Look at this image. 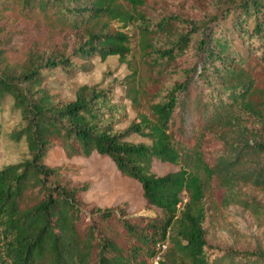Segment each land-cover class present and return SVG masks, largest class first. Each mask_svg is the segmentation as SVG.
Segmentation results:
<instances>
[{"label": "trees", "instance_id": "1", "mask_svg": "<svg viewBox=\"0 0 264 264\" xmlns=\"http://www.w3.org/2000/svg\"><path fill=\"white\" fill-rule=\"evenodd\" d=\"M110 55L131 72L106 87L85 83L67 99L48 82ZM118 83L150 110L123 129ZM6 95L22 115L12 137L31 156L0 168V264H149L166 240L159 264H264L262 246L213 256L206 227L219 192L222 205L264 213L246 190L264 191V0H0V100ZM192 103L206 122L189 137ZM55 146L110 156L162 214L86 201L89 181L46 162ZM154 159L179 169L158 174Z\"/></svg>", "mask_w": 264, "mask_h": 264}, {"label": "rangeland", "instance_id": "2", "mask_svg": "<svg viewBox=\"0 0 264 264\" xmlns=\"http://www.w3.org/2000/svg\"><path fill=\"white\" fill-rule=\"evenodd\" d=\"M34 28L33 24L28 25ZM133 35V43L138 42V28L136 24L129 26ZM19 35L15 42L19 41ZM24 45V37L20 46ZM93 67L84 71H67L59 69L57 73L48 79L50 86L55 93L62 95L67 99H74L78 88L85 84H95L100 87H106L111 82L122 80L131 70L126 63L119 60L118 55H110L105 60L99 57L94 58ZM145 74V73H144ZM145 80V79H144ZM143 80V81H144ZM147 90H150V82L147 73ZM125 85L118 83L116 85V100L127 103V108L122 114V120L119 122V128L127 127L133 120L137 119L139 111H147L148 101L141 99V105L135 106L127 95ZM193 101V99H190ZM189 114L185 125L189 137H194L206 122L200 111L196 110L193 103L189 107ZM0 168L6 164L23 161L31 156L25 139L17 141L12 137V133L21 126L22 115L19 110L13 107V98L6 95L0 100ZM196 126L195 132L193 128ZM131 140L139 142L145 140L138 134H132ZM46 162L52 166H68L72 169L70 172L72 178L78 181H89V188L83 193L88 202H95L100 206H118L126 205L129 213H139L148 215H161L159 207L147 206L141 183L130 176L122 173L116 166L113 159L104 154L94 152L90 156L74 155L68 156L61 146L52 148L46 158ZM179 169V165L154 159L152 170L158 174H164ZM250 193L255 194L258 199L264 203V191L246 187ZM223 193H216L212 198L209 197V214L206 220L207 227V249L210 254L217 256L223 252L225 247L234 249H253L258 246L264 247V213L260 218L251 210L244 208L239 204L222 205L220 199ZM162 253V258L170 246ZM153 256L149 258V264Z\"/></svg>", "mask_w": 264, "mask_h": 264}, {"label": "built area", "instance_id": "3", "mask_svg": "<svg viewBox=\"0 0 264 264\" xmlns=\"http://www.w3.org/2000/svg\"><path fill=\"white\" fill-rule=\"evenodd\" d=\"M168 243H169V240L157 243V245H156L157 251H156L155 255L153 256V260L150 264H159V261L162 258V253L164 252V250L167 249Z\"/></svg>", "mask_w": 264, "mask_h": 264}]
</instances>
